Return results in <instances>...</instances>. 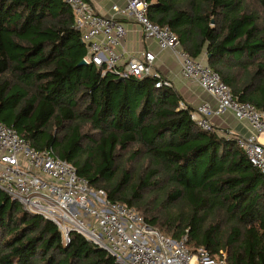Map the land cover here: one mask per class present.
I'll use <instances>...</instances> for the list:
<instances>
[{
  "label": "trees",
  "instance_id": "trees-1",
  "mask_svg": "<svg viewBox=\"0 0 264 264\" xmlns=\"http://www.w3.org/2000/svg\"><path fill=\"white\" fill-rule=\"evenodd\" d=\"M147 1L153 22L195 58L206 48L233 96L264 110V0ZM74 24L65 0H0V121L164 234L224 249L228 264H264V173L236 137L200 127L155 76L81 65L88 50ZM0 264L118 263L78 233L64 242L0 189Z\"/></svg>",
  "mask_w": 264,
  "mask_h": 264
},
{
  "label": "built area",
  "instance_id": "built-area-1",
  "mask_svg": "<svg viewBox=\"0 0 264 264\" xmlns=\"http://www.w3.org/2000/svg\"><path fill=\"white\" fill-rule=\"evenodd\" d=\"M65 2L74 11V26L87 46L84 59L88 63L105 66L122 77L155 76L157 87L173 85L156 68L157 55L152 50H143L121 62L122 53L116 47L124 42L127 33L122 17L139 24L145 39H153L161 50L171 51L183 76L198 83L217 103L197 105L191 110L192 119L208 130L216 129L214 116L229 112L247 123V136L222 135L235 136L249 162L264 173V110L239 101L207 61L185 51L168 26L153 22L148 16L147 0H127L124 6L114 4L113 15L99 13L90 0ZM179 106L187 108L188 104L180 101ZM0 189L25 210L53 221L64 242H71L72 234L78 233L112 254L118 264H228L226 250L213 255L203 246L190 248L187 236L176 239L164 234L136 208L112 200L105 189L92 186L73 163L57 156L52 148H35L13 126L1 121Z\"/></svg>",
  "mask_w": 264,
  "mask_h": 264
},
{
  "label": "crops",
  "instance_id": "crops-1",
  "mask_svg": "<svg viewBox=\"0 0 264 264\" xmlns=\"http://www.w3.org/2000/svg\"><path fill=\"white\" fill-rule=\"evenodd\" d=\"M95 9L101 14L113 15L112 6L118 4L124 6L127 0H90ZM127 27L124 42L116 47L118 53H122L121 62L127 61L143 50H152L157 55L156 68L168 79L182 96V100L187 104L196 107L202 102H210L216 106L214 97L205 91L198 83L186 79L174 54L169 50H161L153 39H145L141 27L133 20L121 18ZM199 59L208 62L206 48L201 53ZM213 124L218 132L238 136H247L250 128L247 123L238 120L231 112L224 116H214Z\"/></svg>",
  "mask_w": 264,
  "mask_h": 264
},
{
  "label": "water",
  "instance_id": "water-1",
  "mask_svg": "<svg viewBox=\"0 0 264 264\" xmlns=\"http://www.w3.org/2000/svg\"><path fill=\"white\" fill-rule=\"evenodd\" d=\"M210 57V55H208V58ZM81 65H86V64H88V62L85 60V59H83L82 60V62L80 63Z\"/></svg>",
  "mask_w": 264,
  "mask_h": 264
},
{
  "label": "rangeland",
  "instance_id": "rangeland-1",
  "mask_svg": "<svg viewBox=\"0 0 264 264\" xmlns=\"http://www.w3.org/2000/svg\"><path fill=\"white\" fill-rule=\"evenodd\" d=\"M215 128H216V127H215ZM215 132L217 133V131H215ZM219 134H220V133H219ZM221 134H222V133H221ZM213 217H214V215H211V216H210V219H212Z\"/></svg>",
  "mask_w": 264,
  "mask_h": 264
}]
</instances>
